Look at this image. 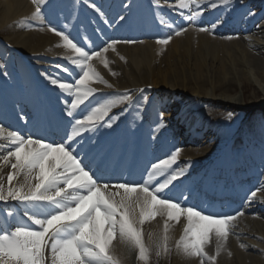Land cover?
I'll use <instances>...</instances> for the list:
<instances>
[{
	"label": "bare ground",
	"instance_id": "obj_1",
	"mask_svg": "<svg viewBox=\"0 0 264 264\" xmlns=\"http://www.w3.org/2000/svg\"><path fill=\"white\" fill-rule=\"evenodd\" d=\"M110 1L111 6L108 5ZM120 1L123 0H82L79 15L76 14L75 7L73 13H71V9L69 11L64 10V13H68V21L65 19L68 35L74 38V41H78V39H75L74 34L79 36L80 41L85 44L86 50L90 53L101 52L99 47L103 43H111L114 40L124 41V39L138 41L142 34H147L143 43L139 41L133 44L118 43L115 45L116 51L109 48L107 52H103V57L109 61L108 68L103 66L100 59L93 61L97 71L112 87L109 88L103 84L93 85L99 91L86 104L94 103V105H87L79 112L77 110L76 116H83L91 107L103 102L101 92L151 86L155 91H149L147 94L152 102L146 106V111L141 116L146 121L145 132L143 135H136L131 141L132 143L141 142L144 152L163 154L166 159L171 152L181 146L179 145L180 141L175 139L176 134L174 133L177 132L176 119L178 114H181L180 120H187V127L193 131L209 129L212 134H215L220 122L222 123L228 118L225 115L226 119H224L221 112H210L209 117L212 124L204 123L202 122L204 119L199 121V118H193V115L189 114L183 107L186 102L191 101L193 97H205L212 105H223L222 102L238 105L239 103H234L223 96L230 92L228 87H233L234 82H242L243 87L252 79L255 84L264 85V47H260L258 41L249 36L258 30V26L254 21L246 20L244 23V19H241V17L246 12L245 10L241 11L240 15H237V13L230 15L221 0H200L202 14L190 23L186 17L191 13L185 10L184 15H181L180 10L175 7L174 0H139L141 1L139 3H137V0H125L122 2L123 6L119 7L116 3ZM213 3L217 6L211 7ZM245 3L248 8L258 7L263 12L262 15L264 14V0H245ZM92 4L96 5L99 11L91 7ZM65 6H67V3L62 0H46L42 5L43 22H40L32 19L35 8L32 0H0V31L6 25L12 26L7 41L16 50L23 53L25 59L30 62L34 68L33 70L41 79L42 91L48 95V97H43V103L50 104L55 112H64L66 99L61 97L58 88L50 85L46 77L55 76L61 80L73 82L75 75L79 73V69L67 61L66 56L69 53L62 47H57L58 44L62 43L60 38L48 31V28H45L48 24H52L54 27L58 23L56 19L59 16L58 12ZM76 16L82 23H76ZM121 16L125 19L121 20ZM53 17H56L55 20ZM171 20L176 24L173 29H169ZM201 26L209 28L210 32L197 31L196 29ZM176 28H185L187 31L180 36H175L174 31ZM88 30L89 33H87ZM137 30L140 31L139 34L134 33ZM101 32H104L101 39L92 46ZM237 33L240 34V38L235 36ZM168 35H172L169 44L159 45L156 43L157 39ZM229 36L233 39L226 38ZM251 48L261 51L263 57L258 58L257 55L252 54ZM7 59H9V55ZM7 61L9 63V60ZM18 61L13 60L12 64L14 67L19 68L23 79L16 80L17 88L15 91H13V88L8 87L6 83H3V80L0 82V116L3 114V119L5 112L2 109V103L5 97L13 96L14 98L17 96L20 98L22 96L21 89L24 85L27 90L32 88L27 71L21 63L18 64ZM66 64L68 65L66 66ZM58 66L68 68L69 71H61V67ZM64 73L69 76L63 75ZM112 73H115V75ZM191 83L194 84L192 92L179 96L180 89L187 92L186 86ZM208 88L211 89L212 95H209ZM217 91L222 94L218 99L214 95ZM57 99L63 102L62 107L56 101ZM68 99L70 100L71 97H68ZM255 101L251 103L253 107L256 105L264 106V96L258 104ZM30 109L31 116L38 112L37 107H31ZM160 113H163L162 127L160 126ZM16 114V119H9L8 122L0 123V125H3L6 129L22 126L20 130L16 128L14 131L25 132L33 137H41L39 133L32 130L35 127L34 124L32 128L28 125L24 126L31 121V118H24L23 111ZM134 114L136 113L134 112ZM136 116L140 118L138 114ZM51 125L53 126V124ZM95 130L99 131L101 128L97 127ZM193 131L190 132L194 133ZM87 139L88 137L81 136L72 142V148L75 150L74 154H77L80 159L96 156L99 148L105 145V143H102V146L98 148L89 147L86 142ZM7 150V148L0 150V154H5ZM212 158V156L208 157L207 153L201 150L188 152L182 149L176 164L172 165V169H183L184 173L176 180L174 192L175 194L183 192L189 206L205 207L204 212L212 214V211L215 210L216 212L219 209L223 210L222 214H226L225 207L221 208L219 203L212 208L209 203L200 201L202 196L200 192L207 189L203 186V179L207 178L205 176L214 178L207 185L208 188H211L210 191L223 185V180L226 181L219 173L210 175L213 167L216 170L221 169L220 165L213 163ZM8 171L9 169L5 168L4 174L6 175ZM254 176L260 182L255 197L249 195L245 201L246 198L243 197L248 192L246 189L239 188L233 191L240 196V204L242 205L237 206L239 205V202H237L234 208L239 209L242 207L244 215L235 222L233 234L229 236L225 248L216 260V264H262L264 262V172L255 173ZM238 179V175L236 178L231 179L233 186H237ZM231 192L230 190L225 193L230 194ZM198 201L200 202L198 203ZM12 206L15 207L13 209L16 212L14 219L6 217V212H4L6 208H11L10 206H0V226L2 228L4 226L13 227L21 222L22 217L26 218L23 206L20 205L19 208L14 204ZM234 213L236 212L229 214ZM215 214L219 213L216 212ZM164 223L165 218L161 216L145 222L142 226L144 237L146 239L154 237L155 227L164 228ZM169 223L171 233L176 235L177 240H179L185 221L182 218L179 223ZM211 244L215 246L214 241ZM241 244L245 247L241 248ZM121 245L118 240L114 241L120 261L122 260ZM206 251L209 252L208 248ZM210 254L215 255V249ZM187 259L188 261L185 262L184 260ZM176 260L177 264H195L192 262L194 259L186 258L180 253L177 254Z\"/></svg>",
	"mask_w": 264,
	"mask_h": 264
},
{
	"label": "snow or ice",
	"instance_id": "obj_2",
	"mask_svg": "<svg viewBox=\"0 0 264 264\" xmlns=\"http://www.w3.org/2000/svg\"><path fill=\"white\" fill-rule=\"evenodd\" d=\"M46 0H32L35 5L32 19L43 22L42 5ZM228 4L230 0H221ZM175 7L186 18L194 22L201 16L200 0H174ZM97 11L96 5H90ZM213 3L211 7H216ZM121 20L125 17L121 16ZM199 32H210L207 27H198ZM62 41V47L69 55L67 61L79 69L73 82L47 76L51 86L58 88L66 97L65 111L70 119L71 130L65 136L66 142H48L41 137L25 136L18 131L8 130L0 125V202H18L23 206L28 223H18L14 227L0 228V264H121L114 241L118 240L137 250L141 264H149L152 249L145 243L142 226L157 216L165 218L162 242L156 244V256L167 255L170 223L185 224L176 251L186 258L200 260V264H216L235 222L244 215L243 211L234 214L217 215L206 213L193 206H184L166 195L173 182L184 173L174 170L182 149L176 148L166 159L151 165L147 176L139 183L128 181L109 182L92 172L75 153L72 142L84 132L94 131L102 124L113 126L111 119L105 120L114 107L132 100L129 93L105 99L91 107L83 116L76 111L85 105L103 84L112 87L97 71L93 61L100 59L105 68L109 61L102 53L109 48L116 51L118 43L133 44L138 41L114 40L101 52L90 53L70 38L69 35L49 27ZM187 31L176 28L175 36ZM233 39V37H226ZM172 35L156 40L159 45L170 43ZM142 43V41H139ZM61 71L68 72L63 66ZM115 75V73H112ZM234 113H229L231 119ZM163 126V113H160ZM9 171L4 174V169ZM158 176H164L154 183ZM257 195L256 191L251 197ZM16 213L9 210L6 217ZM23 219V217H22ZM215 242V255L209 256L206 249ZM244 248V245H240ZM231 255V253H229Z\"/></svg>",
	"mask_w": 264,
	"mask_h": 264
},
{
	"label": "rangeland",
	"instance_id": "obj_3",
	"mask_svg": "<svg viewBox=\"0 0 264 264\" xmlns=\"http://www.w3.org/2000/svg\"><path fill=\"white\" fill-rule=\"evenodd\" d=\"M231 11V10H230ZM256 11H251L248 13L247 18L251 19L253 21V19L256 17H254V13ZM256 25L258 26V30L255 31L253 34L249 35L250 37H252L253 39L258 41V44L260 45V47H264V16L260 19V17H258L256 20ZM11 25H6L4 27H2V31H0V38L2 39H7L9 34L11 33ZM257 29V27H256ZM238 38H240V35L237 36ZM251 52L254 55H257L258 58H262L263 56L261 55V51H258L257 49L251 48ZM194 87V84L191 83L190 85L186 86V91L183 89H180L181 91L179 92V96L184 95V93H191L192 89ZM210 88V87H209ZM208 88V92L209 95H212L211 93V89ZM230 90V92L226 95H223L224 98H227L229 100H231L234 103H239L238 105L235 104H229V103H223V105H217V104H211L207 99L208 98H198V97H193V101H192V105L193 107H190L191 109H195V110H200L202 111L203 109H208V110H213V111H209V112H221L224 115V119H226V116H228V114L234 113V115L232 116L231 119L227 118L225 121H222V123L220 122L221 125V131L218 133L219 135H217L216 137H214V145H218L220 142L222 141H226L229 137H231L232 135L236 134V131L239 128V125L245 121H256L258 119H261L262 115H264V108H260L255 106L254 108H252V104L254 100L256 104H258L264 96V85L260 86L254 83V81L251 79L250 81L247 82V84H245L242 87V82H234V86L233 87H228V91ZM215 97L218 99V97H221L222 94H219V92L217 91L215 94ZM206 96V95H205ZM256 98V99H254ZM147 100V98H143L140 100V102L143 104L145 103ZM227 102V101H226ZM122 105V104H120ZM119 106V105H118ZM142 106V105H141ZM209 115V113H208ZM226 115V116H225ZM210 145V144H208ZM205 146L203 147V151L209 152L211 153L212 148H207L208 147ZM206 148V149H205ZM177 226V225H176ZM155 235L154 237H151V239H146L144 237V241L145 243L152 249V254L150 257V261L149 264H177L176 263V259H177V254L178 252L176 251V240L177 237L176 235H174L173 233H171V228L169 230V241H168V246L170 248V252L167 255H161L159 257L156 256V244L157 243H161L162 242V237H163V229L161 227L156 226L155 227ZM209 252L208 255L211 256L210 252L212 253L213 249H215V246L213 244H209L207 246ZM121 249H122V260H121V264H141L140 261H138L137 259V251L134 248H130L125 244L121 245ZM185 262L188 261L184 260ZM193 263L195 264H200V260L198 258H195L193 261ZM264 264V262L262 263Z\"/></svg>",
	"mask_w": 264,
	"mask_h": 264
}]
</instances>
